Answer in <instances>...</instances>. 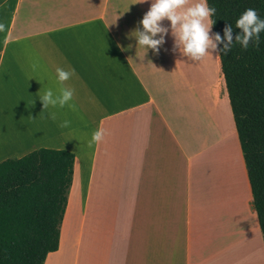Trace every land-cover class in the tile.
I'll return each instance as SVG.
<instances>
[{
  "label": "crops",
  "instance_id": "0c3cea01",
  "mask_svg": "<svg viewBox=\"0 0 264 264\" xmlns=\"http://www.w3.org/2000/svg\"><path fill=\"white\" fill-rule=\"evenodd\" d=\"M0 2L13 3L0 46V156L75 154L59 249L44 264H223L226 235L246 221L264 264L220 56L193 62L170 33L158 52L138 46L151 0ZM58 66L75 70L65 82L73 107L44 109L38 93L58 88ZM98 128L102 141L89 144ZM225 145L245 182L223 150L227 174L213 168L211 149Z\"/></svg>",
  "mask_w": 264,
  "mask_h": 264
},
{
  "label": "trees",
  "instance_id": "16d2710c",
  "mask_svg": "<svg viewBox=\"0 0 264 264\" xmlns=\"http://www.w3.org/2000/svg\"><path fill=\"white\" fill-rule=\"evenodd\" d=\"M207 2L216 8L218 49L226 42L225 27H233L221 68L264 242V32L258 47L250 41L245 50L235 41L237 18L248 8L264 18V0ZM74 165V153L49 148L0 162V264H44L59 249Z\"/></svg>",
  "mask_w": 264,
  "mask_h": 264
},
{
  "label": "clouds",
  "instance_id": "9594fccd",
  "mask_svg": "<svg viewBox=\"0 0 264 264\" xmlns=\"http://www.w3.org/2000/svg\"><path fill=\"white\" fill-rule=\"evenodd\" d=\"M215 13L216 8L209 6L207 0H193L191 3L187 0H151L148 11L139 22L141 30L134 32L137 44L143 46L146 51L151 49L158 52L164 43L165 35L170 33L176 48L193 62H200L205 56H213V53L216 57L221 54L227 55L233 46V27L231 24L225 27L226 42L223 48L218 49L217 44L221 43V36L219 33L210 36L211 27L215 23L212 16ZM165 19L170 22L168 27L162 24ZM235 27L241 30L236 34L235 41L242 49H248L250 41L252 45L259 46L260 33L264 32V18H261L255 9H246L235 21ZM74 74V69L56 67L55 79L58 88L55 91L52 88H45L42 94L38 93L44 109L49 106L73 107L71 101L75 90L65 82ZM47 116L53 121L57 120L56 112H49ZM69 124L70 121L67 119L60 120L58 127H68ZM104 135V130L98 128L91 133L88 143L100 142Z\"/></svg>",
  "mask_w": 264,
  "mask_h": 264
},
{
  "label": "rangeland",
  "instance_id": "374dc122",
  "mask_svg": "<svg viewBox=\"0 0 264 264\" xmlns=\"http://www.w3.org/2000/svg\"><path fill=\"white\" fill-rule=\"evenodd\" d=\"M12 5H13L12 2H7V3L0 2V25L3 26V27H0V46H1V41L4 38L5 29L10 24L11 19L9 18L10 16L9 13L11 12ZM215 150L216 151H213L211 149V155H214V158L216 159L219 158L220 160L219 161L217 160L219 163L213 162L215 166L213 167V165H211V167H213L215 170L218 169L219 171H222L225 174H227V171H225V169L223 171L222 169L217 168V166L220 167V163L222 164V167L224 168L223 165L224 163H226V161L220 162L222 159V155H223L222 150H223L227 154V156L231 157L233 165L236 167L237 171H239V173L241 174V178H242L243 177L242 169L240 168V165L238 164V159L236 158L233 148H230V146L225 145V146H222L221 149H215ZM3 158L4 157L0 156V161L3 160ZM242 179L244 180V177ZM75 216H76V211L70 210L69 218H72ZM239 216L240 218L242 217L241 215ZM246 222L242 224V227L234 230L233 233L231 232L230 234L226 235L225 241L227 243V247H226L227 249L223 257V264H259L261 257L259 255V245L257 241V235L255 234V230H252L253 231L252 234L249 231V234H248L249 227L247 226H250L251 224L245 226ZM240 229H243L244 231L241 232ZM239 235H241V237ZM231 236L233 237V239H231L232 238ZM247 253H250L251 256L247 257ZM248 260L250 262H248Z\"/></svg>",
  "mask_w": 264,
  "mask_h": 264
},
{
  "label": "bare ground",
  "instance_id": "6f19581e",
  "mask_svg": "<svg viewBox=\"0 0 264 264\" xmlns=\"http://www.w3.org/2000/svg\"><path fill=\"white\" fill-rule=\"evenodd\" d=\"M232 170V168H230ZM230 172V171H229Z\"/></svg>",
  "mask_w": 264,
  "mask_h": 264
}]
</instances>
